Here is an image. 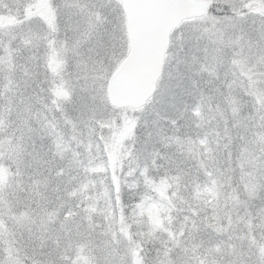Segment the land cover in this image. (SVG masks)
I'll return each instance as SVG.
<instances>
[{
    "label": "snow or ice",
    "instance_id": "snow-or-ice-1",
    "mask_svg": "<svg viewBox=\"0 0 264 264\" xmlns=\"http://www.w3.org/2000/svg\"><path fill=\"white\" fill-rule=\"evenodd\" d=\"M0 264H264V0H0Z\"/></svg>",
    "mask_w": 264,
    "mask_h": 264
}]
</instances>
